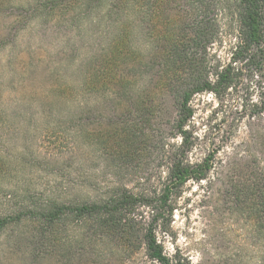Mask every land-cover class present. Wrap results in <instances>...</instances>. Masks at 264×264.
I'll return each mask as SVG.
<instances>
[{
  "label": "rangeland",
  "instance_id": "374dc122",
  "mask_svg": "<svg viewBox=\"0 0 264 264\" xmlns=\"http://www.w3.org/2000/svg\"><path fill=\"white\" fill-rule=\"evenodd\" d=\"M49 3L0 0V264H156L142 248L122 261L108 258L101 245L92 248L83 238L76 221L50 227L38 218L47 200L69 203L113 186H160L167 173L158 162L160 142H179L166 134L168 98L125 103L150 88L146 76L154 82L159 73L157 61L146 63L142 33L134 31L133 49L144 59L127 69L126 87L115 86L103 73L125 62L110 58L108 37L115 31L101 26V0ZM232 42L225 37L209 54L226 63ZM99 76L101 104H93L86 84ZM257 79L248 84L250 99L240 86L222 104L211 92L191 97L196 141L187 159L196 163L212 148L217 152L208 178L187 181L169 222L156 229L167 255L190 264H257L244 256L251 246L226 183L235 164L241 172L264 165V111L256 113L264 106V79ZM125 128L136 134L128 151L116 142ZM143 211L148 217L152 209ZM220 252L230 257L223 261Z\"/></svg>",
  "mask_w": 264,
  "mask_h": 264
},
{
  "label": "trees",
  "instance_id": "16d2710c",
  "mask_svg": "<svg viewBox=\"0 0 264 264\" xmlns=\"http://www.w3.org/2000/svg\"><path fill=\"white\" fill-rule=\"evenodd\" d=\"M49 2L52 5L57 0ZM101 26L115 31L108 37L114 45L110 47V58L118 56L125 62L120 67L108 66L103 75L120 87L129 83L127 69H134L144 59L133 49L134 31L142 33L144 56L149 58L146 63L157 61L159 73L154 82V76H146L150 88L127 96L125 103H134L130 100L134 99L142 105L168 98L172 111L166 134L179 142H160L158 162L167 168L160 186L148 183L135 190L113 186L102 193L92 190L94 194L69 203L47 200L37 212L38 218L50 227L61 221H76L86 231L83 238L92 248L101 245V254L108 258L122 261L133 250L142 248L156 264H190L175 254L167 255L156 237V229L169 222L183 185L189 180L207 179L210 159L217 152L212 148L196 163L187 159L196 141L190 128L193 109L189 102L195 94L211 92L222 104L238 86L250 99L252 89L248 84L253 76L260 78L255 80L258 84L264 79V0H101ZM229 36H233V42L229 58L223 63L209 54V49L222 45ZM99 85L101 76L92 77L86 84L93 104H101ZM157 108L153 106L150 112L154 114ZM263 111L264 106L256 113ZM118 135L117 144L130 150L135 132L125 128ZM226 183L232 213L243 217L244 242L251 246L244 256L256 257L257 264H264V165L241 172L235 164ZM143 208H151V215L146 217ZM218 256L223 261L230 257L222 252ZM237 263L234 259L233 264Z\"/></svg>",
  "mask_w": 264,
  "mask_h": 264
}]
</instances>
